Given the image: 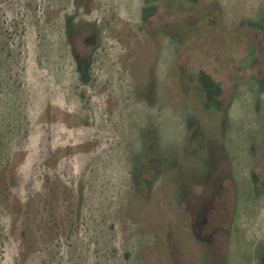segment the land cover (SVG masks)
I'll use <instances>...</instances> for the list:
<instances>
[{
	"label": "rangeland",
	"instance_id": "374dc122",
	"mask_svg": "<svg viewBox=\"0 0 264 264\" xmlns=\"http://www.w3.org/2000/svg\"><path fill=\"white\" fill-rule=\"evenodd\" d=\"M254 21L264 0H0V264H263Z\"/></svg>",
	"mask_w": 264,
	"mask_h": 264
},
{
	"label": "flooded vegetation",
	"instance_id": "af4514ba",
	"mask_svg": "<svg viewBox=\"0 0 264 264\" xmlns=\"http://www.w3.org/2000/svg\"><path fill=\"white\" fill-rule=\"evenodd\" d=\"M258 22H253V27H255V29H260L263 30L264 29V21L261 23L262 26L258 27ZM263 28V29H262ZM259 29V30H260ZM259 32V31H258ZM258 45H263L264 44V33L262 34V36L260 37V39L258 40ZM252 59L250 60V68H251V74H250V78H252V80L260 85V92L264 93V54H252L251 55ZM240 84V83H239ZM234 87H239L238 83L235 84ZM223 174V173H222ZM221 175V173H220ZM220 183L218 185V189H216L212 196L210 197V199L207 201H204L203 203H201L200 208L197 209L198 211H196L195 213L197 214V216L201 219L202 221V227L200 228V231H203L206 229V232L208 234V236L211 234V231L215 228L216 225H214V222L216 220H220L219 217V210L221 204H220V199L224 196V192L228 193L230 192V190L232 189V178L230 177V181L227 184V188L224 189L223 187V183H222V176H220ZM228 180V174L226 172V180ZM225 190V191H224ZM218 201V205L216 204ZM216 202V203H215ZM194 213V215H195ZM211 223V224H210ZM213 223V224H212ZM209 225H211L210 228Z\"/></svg>",
	"mask_w": 264,
	"mask_h": 264
},
{
	"label": "trees",
	"instance_id": "16d2710c",
	"mask_svg": "<svg viewBox=\"0 0 264 264\" xmlns=\"http://www.w3.org/2000/svg\"><path fill=\"white\" fill-rule=\"evenodd\" d=\"M205 86V85H204ZM264 264V261L262 262Z\"/></svg>",
	"mask_w": 264,
	"mask_h": 264
}]
</instances>
